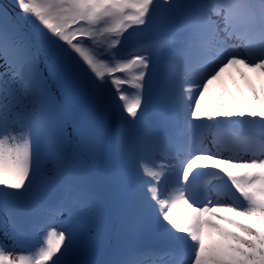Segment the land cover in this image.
<instances>
[{
  "label": "snow or ice",
  "instance_id": "snow-or-ice-1",
  "mask_svg": "<svg viewBox=\"0 0 264 264\" xmlns=\"http://www.w3.org/2000/svg\"><path fill=\"white\" fill-rule=\"evenodd\" d=\"M0 264H264V0H0Z\"/></svg>",
  "mask_w": 264,
  "mask_h": 264
},
{
  "label": "rangeland",
  "instance_id": "rangeland-1",
  "mask_svg": "<svg viewBox=\"0 0 264 264\" xmlns=\"http://www.w3.org/2000/svg\"><path fill=\"white\" fill-rule=\"evenodd\" d=\"M3 2L7 3L8 0H3ZM245 71H246V70H245ZM243 100H244V98L242 99V102H243ZM236 101H240V100L237 99ZM208 103H209V106H214V105H215L216 107L221 106L220 104H215L212 98L208 101ZM235 106H236V103L233 104V107H235Z\"/></svg>",
  "mask_w": 264,
  "mask_h": 264
},
{
  "label": "bare ground",
  "instance_id": "bare-ground-1",
  "mask_svg": "<svg viewBox=\"0 0 264 264\" xmlns=\"http://www.w3.org/2000/svg\"><path fill=\"white\" fill-rule=\"evenodd\" d=\"M232 71H237L236 69H231Z\"/></svg>",
  "mask_w": 264,
  "mask_h": 264
}]
</instances>
